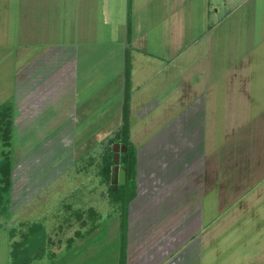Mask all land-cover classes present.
Listing matches in <instances>:
<instances>
[{
  "label": "crops",
  "instance_id": "0c3cea01",
  "mask_svg": "<svg viewBox=\"0 0 264 264\" xmlns=\"http://www.w3.org/2000/svg\"><path fill=\"white\" fill-rule=\"evenodd\" d=\"M1 17L0 67H14L31 131L59 132L47 147L114 156L127 129L135 148L125 238L115 220L109 246L96 252L97 233L54 264H213L229 229L261 217L264 0H6Z\"/></svg>",
  "mask_w": 264,
  "mask_h": 264
},
{
  "label": "rangeland",
  "instance_id": "374dc122",
  "mask_svg": "<svg viewBox=\"0 0 264 264\" xmlns=\"http://www.w3.org/2000/svg\"><path fill=\"white\" fill-rule=\"evenodd\" d=\"M238 10L223 21V28L228 25L236 27L233 24L238 22L239 14L245 12V9ZM5 11L6 0H0L1 15ZM4 21V17H1L0 48L5 43ZM200 28L198 24L197 32H200ZM0 52L4 56L5 51ZM3 63L5 65L0 67V117L5 112L14 113L15 116L16 111L17 115L13 118L15 120L11 132L5 122L0 126V162L10 153L13 164L11 192L6 199L3 198V202L0 201V264L9 263L12 242L20 240L21 233L26 232L27 227L34 223L45 227L50 239L48 249L56 256L52 258L49 254L46 260L35 261L34 264H54L60 260L61 252L68 249V246L75 250L85 243L83 238L97 233L96 252L99 243L105 242L109 246L110 243L106 241L109 240V234L100 233L113 221L121 219L119 205L112 202L103 176V167L112 146L103 142V145L95 147L89 155L78 161L75 159L78 147L61 146V141L58 143L60 146L56 144L47 147L46 142H54L59 132L31 131L33 122L30 123L29 99H19L18 92V100H14V67L7 60ZM22 93L23 96L29 95L28 90ZM14 101L16 107L12 106L10 110L8 107ZM10 133L11 146L7 147L6 136ZM78 133V138L91 134L86 131ZM3 206L8 210L4 211ZM91 207L96 208L101 215L95 224L88 210ZM213 212L216 210H211ZM260 216L257 220L245 217L240 226L236 224L224 234L222 255L213 264H264V211ZM89 249L93 250L92 247Z\"/></svg>",
  "mask_w": 264,
  "mask_h": 264
},
{
  "label": "trees",
  "instance_id": "16d2710c",
  "mask_svg": "<svg viewBox=\"0 0 264 264\" xmlns=\"http://www.w3.org/2000/svg\"><path fill=\"white\" fill-rule=\"evenodd\" d=\"M11 110V107H8ZM6 123L7 129L11 132L12 127V113L5 112L0 117V126ZM7 147H10V135L7 134ZM121 139L123 143L127 146V157H126V183L124 185H113L112 184V166L113 163V152L111 150L109 158L105 161L103 167L104 180L108 185L109 195L113 203L119 205V210L121 211V228L123 231L122 239L125 238L127 230V210L130 202L134 197V175H135V148L129 143V131L127 129L123 130L121 133ZM12 158L11 154L8 153L4 160L0 162V201L3 202V198H7L11 192L12 188ZM9 200V197L7 201ZM3 206V210L7 211L8 208ZM80 214V213H78ZM77 214V215H78ZM93 215V211H90ZM91 215V216H92ZM81 216V215H80ZM92 219V218H91ZM15 233V231H13ZM20 240H15L12 242L9 250V263L8 264H34L36 261L45 260L49 257V236L46 233L45 227L42 224H30L27 227L26 232H22L20 235ZM50 256L54 257L55 254L51 253ZM60 263V261H59Z\"/></svg>",
  "mask_w": 264,
  "mask_h": 264
},
{
  "label": "water",
  "instance_id": "95a60500",
  "mask_svg": "<svg viewBox=\"0 0 264 264\" xmlns=\"http://www.w3.org/2000/svg\"><path fill=\"white\" fill-rule=\"evenodd\" d=\"M126 151H127V148L125 146H120L119 144H116L114 147V164L116 166H119L120 163L122 164V167L119 170V183L122 185H124L126 182V168H125V164H126L125 153H126ZM121 152H123L124 155L122 156V159L120 160Z\"/></svg>",
  "mask_w": 264,
  "mask_h": 264
}]
</instances>
